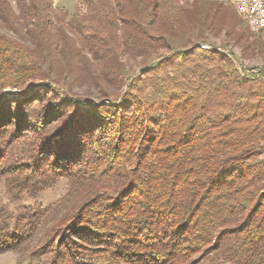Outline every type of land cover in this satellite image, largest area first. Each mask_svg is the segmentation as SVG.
<instances>
[{"label":"trees","instance_id":"1","mask_svg":"<svg viewBox=\"0 0 264 264\" xmlns=\"http://www.w3.org/2000/svg\"><path fill=\"white\" fill-rule=\"evenodd\" d=\"M0 184V256L264 264V30L217 0H0Z\"/></svg>","mask_w":264,"mask_h":264},{"label":"rangeland","instance_id":"2","mask_svg":"<svg viewBox=\"0 0 264 264\" xmlns=\"http://www.w3.org/2000/svg\"><path fill=\"white\" fill-rule=\"evenodd\" d=\"M189 1L191 2L193 0H189ZM217 1H221L224 5H227V3L230 4L229 2H227V0H217ZM78 3H80V0H52V5L56 11L60 9H64L70 14L73 13ZM79 7H82V6H79ZM220 44H221V38H218V39L215 38V39H210L209 44H204V45L206 47H209V46L214 47V49L218 51L217 49L219 48ZM230 49L233 50L235 55L237 56L239 55V51L236 48L230 47ZM242 63L248 67L259 66L261 64L259 60H253V59L242 61ZM70 86H71L70 89H71L72 94L73 93L83 94V90L86 89V88L80 87L76 82H72ZM12 95H16V92L15 91L5 92V97H11ZM65 185H66L65 182L61 181L55 187H52L51 189L46 190L39 198L30 199L28 202L33 203L36 201L45 206L50 205L51 203H53L54 201H56L58 198H60L63 195L66 189ZM3 189H4L3 186L0 184V200L4 198ZM9 207L11 210L14 209L13 204L12 205L10 204ZM47 258L48 256L44 257L43 259L38 256L22 255L18 253H7V254L0 256V264H46L48 263Z\"/></svg>","mask_w":264,"mask_h":264},{"label":"built area","instance_id":"3","mask_svg":"<svg viewBox=\"0 0 264 264\" xmlns=\"http://www.w3.org/2000/svg\"><path fill=\"white\" fill-rule=\"evenodd\" d=\"M252 31L264 30V0H227ZM201 49L208 48L204 45Z\"/></svg>","mask_w":264,"mask_h":264}]
</instances>
